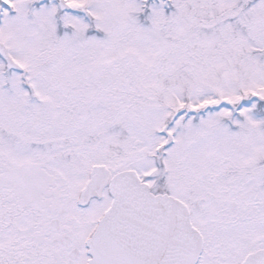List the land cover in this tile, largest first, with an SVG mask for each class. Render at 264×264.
Returning a JSON list of instances; mask_svg holds the SVG:
<instances>
[{"label":"snow or ice","instance_id":"6c2138e0","mask_svg":"<svg viewBox=\"0 0 264 264\" xmlns=\"http://www.w3.org/2000/svg\"><path fill=\"white\" fill-rule=\"evenodd\" d=\"M0 264H264V0H0Z\"/></svg>","mask_w":264,"mask_h":264}]
</instances>
